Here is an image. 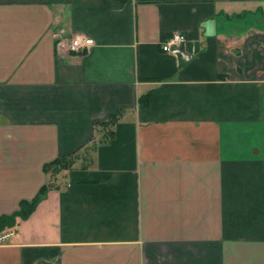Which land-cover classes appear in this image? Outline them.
Returning <instances> with one entry per match:
<instances>
[{
    "label": "crops",
    "instance_id": "crops-1",
    "mask_svg": "<svg viewBox=\"0 0 264 264\" xmlns=\"http://www.w3.org/2000/svg\"><path fill=\"white\" fill-rule=\"evenodd\" d=\"M44 184L0 264H264V0H0V215Z\"/></svg>",
    "mask_w": 264,
    "mask_h": 264
},
{
    "label": "trees",
    "instance_id": "trees-1",
    "mask_svg": "<svg viewBox=\"0 0 264 264\" xmlns=\"http://www.w3.org/2000/svg\"><path fill=\"white\" fill-rule=\"evenodd\" d=\"M147 96V95H145ZM145 96L142 97V101H144ZM117 120V115L110 117L107 120L100 121L96 123V131L100 133V137L98 142L109 140L114 133L113 124ZM73 154L70 155H60L57 158L53 159L52 161L46 164V169L49 171L51 170L53 173L62 170L63 168H67L72 164ZM45 190V184L43 187L36 193V195L31 199H23L20 202L19 208L10 213V214H2L0 215V232L6 229L13 228L18 219L21 217H27L30 213L34 210L38 199L43 194Z\"/></svg>",
    "mask_w": 264,
    "mask_h": 264
},
{
    "label": "built area",
    "instance_id": "built-area-1",
    "mask_svg": "<svg viewBox=\"0 0 264 264\" xmlns=\"http://www.w3.org/2000/svg\"><path fill=\"white\" fill-rule=\"evenodd\" d=\"M187 39L184 33H175L171 37H169L163 44V49L171 51L174 49V45H178ZM94 43V38L87 36L85 34H77L74 35L68 45L69 50L81 52L86 48L90 47ZM12 231H1L0 232V242H2L5 238L11 235Z\"/></svg>",
    "mask_w": 264,
    "mask_h": 264
}]
</instances>
